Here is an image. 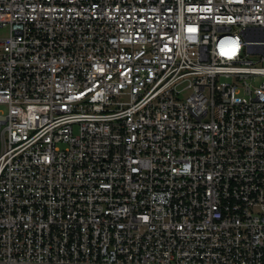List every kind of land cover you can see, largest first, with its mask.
<instances>
[{"label": "built area", "instance_id": "obj_1", "mask_svg": "<svg viewBox=\"0 0 264 264\" xmlns=\"http://www.w3.org/2000/svg\"><path fill=\"white\" fill-rule=\"evenodd\" d=\"M0 27V264H264V0H0Z\"/></svg>", "mask_w": 264, "mask_h": 264}, {"label": "rangeland", "instance_id": "obj_2", "mask_svg": "<svg viewBox=\"0 0 264 264\" xmlns=\"http://www.w3.org/2000/svg\"><path fill=\"white\" fill-rule=\"evenodd\" d=\"M8 32V28L7 27H0V34L4 35ZM223 78V77H222ZM230 79V78H229Z\"/></svg>", "mask_w": 264, "mask_h": 264}]
</instances>
